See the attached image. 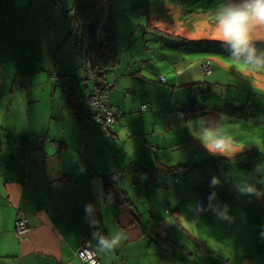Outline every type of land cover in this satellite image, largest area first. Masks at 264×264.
<instances>
[{
  "label": "crops",
  "instance_id": "crops-1",
  "mask_svg": "<svg viewBox=\"0 0 264 264\" xmlns=\"http://www.w3.org/2000/svg\"><path fill=\"white\" fill-rule=\"evenodd\" d=\"M47 1L0 0V73L6 80L0 86V235L6 239L0 240V264H78L75 252L84 244L97 250L102 264H252L253 256L264 264V252L255 244L253 256L241 257L236 246L248 235L240 232L242 218H222L223 199L215 196L221 184L200 176L231 164L239 154L251 158L255 152L241 148L239 140L226 142L222 150L212 145L224 123L264 124L257 122L264 116L257 113L261 101L239 89L230 96L231 90L209 81L206 77L225 69V63L209 59L206 75L200 61L189 58L190 49L178 50V38L154 29L148 19L150 33L163 41L159 60L180 82L173 83L171 74L158 83L173 86H158L141 67L132 72L118 56L109 75L115 83L110 103L121 116L107 135L90 117L93 83L80 74L76 47L72 52L68 46L71 64L65 62L64 70L75 71L77 79L54 83L60 77L54 47L63 44L64 35L55 36L45 55L38 53V39L31 40L28 31L34 19L44 21ZM51 2V11L68 19L74 0ZM70 29L69 24L74 38ZM87 40L86 35V47ZM143 105L147 109L140 112ZM236 127L239 131L241 125ZM204 128L215 131L203 138ZM187 144L193 145L189 153L174 156ZM114 170L123 175L113 196L105 189ZM205 200L213 202L211 208L218 202L211 218L226 227L224 234L221 228L209 231L212 224L202 214L194 217L195 205ZM20 216L28 225L23 239L15 234Z\"/></svg>",
  "mask_w": 264,
  "mask_h": 264
},
{
  "label": "rangeland",
  "instance_id": "rangeland-1",
  "mask_svg": "<svg viewBox=\"0 0 264 264\" xmlns=\"http://www.w3.org/2000/svg\"><path fill=\"white\" fill-rule=\"evenodd\" d=\"M193 1L194 0H114L113 8L118 29L119 59L124 66L129 64L132 72L139 70L141 67L145 72L144 76L146 79L153 80L156 84H159L158 79L160 77H167L171 74L173 75V83L177 82V76V79L174 77L175 72H171L170 69L167 70L166 67L170 68V66H167V63L159 60V57H161L163 53L165 54V50H163L161 46L163 41L157 38V33H150V29L148 28V19L154 20V29L157 28L163 33L173 36V38L177 37L180 40L185 39L191 41L189 45L190 52L192 53L189 55L191 60H199L200 63L203 64L206 63V61H203L204 59H207V63H210L211 60L209 59L211 58L217 60L221 59L222 63H225L226 70L221 69L212 76L204 77L209 81L219 83L220 86L223 85L227 90H231L229 93L230 96L235 97L238 94L236 91L238 89L242 90V92L247 95L256 96L258 98L257 101H261L260 107L257 108V113H263L264 66L255 63L244 65L242 61L246 57H233L231 46L222 44L215 39L217 35L216 19L210 17L211 13H189L192 9ZM195 1H198L201 9L206 8L207 10V8H210L209 11L219 10L222 6H228V0ZM234 1L240 4L243 2V0ZM45 6L48 8V13L46 14L45 12L44 21L34 19L33 24H35V26L28 31L29 34L33 36L31 40L38 39V53L40 55H45L48 46L54 43L55 36L57 34H63V44L62 41H59L54 47V53L58 54L56 60L51 51V58L54 59L56 63L54 68L58 67L55 72L58 70L60 73V77L56 76L54 79L56 82L54 81V83L66 79L69 81L77 79L75 71L69 69V71L65 73L64 70L68 62V46H71L72 52L75 50V38H69L70 22L67 17L63 18L57 14L55 15V13L51 11L54 6L51 0H48ZM104 22L105 18L102 17L100 34L103 36L105 28ZM158 34L165 37L162 33ZM143 35H146L144 40L141 37ZM250 35L252 44L256 48V57L264 60V27L254 28ZM142 46H145V48ZM60 49L62 50L57 53V50ZM194 55L197 56L198 59L194 58ZM154 58H157L159 61ZM78 60L77 64L80 65L81 63L86 64L88 59L85 58L84 61ZM53 64L54 61L51 65L53 66ZM68 64H71L70 60ZM144 64L148 65V67H142ZM151 64H154V66ZM46 73L50 76L49 72ZM82 73L83 76H86L84 70H81L80 74ZM42 76L45 75L41 73L39 76L38 86H42L44 80ZM173 83L168 82L167 84H159L158 86L166 88V86H173ZM48 85L51 86V83H48ZM0 86H6V80L1 73ZM227 86H231L232 88H227ZM233 87L235 89H233ZM221 88L222 87H217V91H221ZM225 93H227L226 90H224V94ZM225 109L226 106L224 110ZM141 111L143 112L144 110H140V112ZM136 114L138 113L136 112ZM136 114H132V112L128 113L130 116H136ZM262 117V119L258 117L257 122H264V116ZM237 125H241L239 131H237ZM221 127H218V129H221L218 134H221L220 138L224 139L225 143L230 140H239L242 143L241 148L255 153L251 155V158L243 154H237L238 157L230 162L231 166L218 169L216 165V168L206 169V173L204 171L202 173L200 172V176L203 177V181L207 178L209 180V177H213L215 184H221L218 186L219 190L216 192L215 196H220L223 199L225 216L222 218H242V221H239L240 232L241 234H246L247 232L248 235L247 237H242L241 246L239 245L236 247L241 250V254L243 255L241 256L242 258H248L249 256L247 255L253 256L251 252H255L256 247L258 248L257 251L264 252V124H258L255 127L254 123L250 121H235V124L224 123ZM213 131L215 130L212 128H204L205 133H203V138H205L204 134L209 133V135H211ZM105 133L107 134L106 131ZM194 134H197V132H194ZM232 142L231 144H233ZM191 147H193V145L187 144L179 150L176 149L174 156L179 157V155H182L184 152L189 153V148ZM233 152L232 150V153ZM229 155L231 156L232 154L229 153ZM169 158L172 160L171 156ZM236 199L238 203L234 202ZM198 203L199 202H197V204ZM197 204L194 207L193 213L195 212ZM215 204V207L205 210V213L203 212L204 214L201 213L202 215L200 214V217H203L206 221L209 220V223L212 224L209 231L217 233L221 228V232L223 233L222 230H225L226 227L216 223V218H211L212 212L217 207L218 202ZM237 207L238 209H235ZM241 213L243 215L242 217L239 215ZM198 215L199 214L194 217L200 218ZM194 220L195 219H193L194 223L192 224L196 225L198 221ZM248 221L250 223V228L248 227ZM0 240L6 239H3V235H0ZM253 244H255L256 247H253ZM213 245H215V242ZM253 257L250 258L252 259V264L262 263L260 257L255 259Z\"/></svg>",
  "mask_w": 264,
  "mask_h": 264
},
{
  "label": "trees",
  "instance_id": "trees-1",
  "mask_svg": "<svg viewBox=\"0 0 264 264\" xmlns=\"http://www.w3.org/2000/svg\"><path fill=\"white\" fill-rule=\"evenodd\" d=\"M230 4L238 5L240 3H237L234 0H228V5ZM113 6H114V0H74L73 10L70 16L68 17V20L70 22L69 24L71 27L70 34L74 36L75 38L76 51L78 55L80 56L81 60L84 61L85 58L88 59V56H91L92 60L94 61V65L96 64L102 65L103 69L108 74L107 75L108 80H109L110 72L113 71L112 69L113 67H115L118 56H119L118 29L116 25L115 11H114ZM209 10L210 8H207V10L206 8L201 9L198 1L194 0L192 3V9L190 12L197 13V14L211 13L210 17H214L216 19L218 10H215V11H212V10L209 11ZM102 17L105 18L104 36L100 34V24H101ZM86 33H87V38H88L87 47H86ZM190 43H191L190 40L189 41L185 39L180 40L178 38V40L176 41L177 46L175 47H177L178 50H184V49L189 50ZM203 61H206L207 63V59H204ZM203 64H200L202 69H203ZM208 64L210 66V63ZM82 69L85 71L86 77L88 78V74L85 68V63L82 64ZM210 74H207V75H210ZM161 78H160V82H161ZM165 81H166V78H165ZM162 83H165V82H162ZM91 112H92V109H91ZM217 166L224 169L225 167L231 166V164L229 165L219 164ZM169 170L172 171L173 168H169ZM107 177H106V188L108 185Z\"/></svg>",
  "mask_w": 264,
  "mask_h": 264
},
{
  "label": "built area",
  "instance_id": "built-area-1",
  "mask_svg": "<svg viewBox=\"0 0 264 264\" xmlns=\"http://www.w3.org/2000/svg\"><path fill=\"white\" fill-rule=\"evenodd\" d=\"M85 68L88 74V79L92 80L93 88L90 91L88 98L92 109L91 118L108 134L111 132V127L117 122V119L121 116L120 111L113 109L110 103V93L115 89V83L110 82L107 78V73L103 69L101 64L94 65V61L91 56H88V60L85 64ZM98 70V71H97ZM204 73L210 74L211 70L208 63L203 64ZM161 82H165V78H161ZM147 105H143L141 110H146ZM221 168V167H218ZM123 172L121 170H114L107 177V188L105 193L108 195H115L118 183L122 178ZM213 205L211 200L201 201L197 204L195 213L201 214L205 210L211 208ZM16 234L19 239H23L28 233L27 220L20 216L15 224ZM75 258L78 264H102L101 257L97 250L89 244H84L75 252Z\"/></svg>",
  "mask_w": 264,
  "mask_h": 264
},
{
  "label": "clouds",
  "instance_id": "clouds-1",
  "mask_svg": "<svg viewBox=\"0 0 264 264\" xmlns=\"http://www.w3.org/2000/svg\"><path fill=\"white\" fill-rule=\"evenodd\" d=\"M257 27H264V0H243L241 4L222 6L218 10L215 39L222 44L230 45L233 57H246L242 61L244 65L255 63L264 66V60L256 57V48L250 35ZM212 146L222 150L225 147V140L214 138ZM115 242L112 241L113 244Z\"/></svg>",
  "mask_w": 264,
  "mask_h": 264
}]
</instances>
